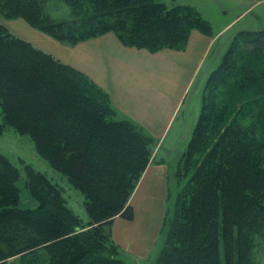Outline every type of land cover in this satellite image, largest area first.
I'll use <instances>...</instances> for the list:
<instances>
[{"label":"trees","instance_id":"16d2710c","mask_svg":"<svg viewBox=\"0 0 264 264\" xmlns=\"http://www.w3.org/2000/svg\"><path fill=\"white\" fill-rule=\"evenodd\" d=\"M60 1L70 9L67 19L48 12L50 0H0V15L23 19L72 46L114 33L126 47L182 51L194 30L212 34L189 5ZM240 38L239 49L226 53L207 82L180 161L190 178L159 264H251L255 240L264 234V30ZM0 114V130L30 136L51 167L83 194L89 216L87 230L77 233L61 211L63 189L42 175L28 187L39 206L21 208L20 172L0 152V264L38 252L47 264H122L93 255L91 246H114L115 220L134 219L129 202L155 142L130 120L118 119L110 96L88 76L2 24Z\"/></svg>","mask_w":264,"mask_h":264},{"label":"crops","instance_id":"0c3cea01","mask_svg":"<svg viewBox=\"0 0 264 264\" xmlns=\"http://www.w3.org/2000/svg\"><path fill=\"white\" fill-rule=\"evenodd\" d=\"M17 21L29 30L17 37L88 76L110 96L118 119L130 120L155 142L152 160L130 199L135 218H117L112 229L114 239L126 251L142 258L152 255L158 239L153 218L163 222L171 176L188 143L177 152L183 133L181 125L175 129L176 124L182 120L193 79L206 64L218 34L193 31L184 51L151 53L122 45L114 33L74 46L62 44L25 20ZM0 24L13 32L9 23Z\"/></svg>","mask_w":264,"mask_h":264},{"label":"rangeland","instance_id":"374dc122","mask_svg":"<svg viewBox=\"0 0 264 264\" xmlns=\"http://www.w3.org/2000/svg\"><path fill=\"white\" fill-rule=\"evenodd\" d=\"M158 2L164 3L168 7L176 5L195 7L202 17L210 23L212 27L211 36L218 34L215 46H212L213 50L210 56H208L206 64L193 79L190 94L182 109V120L176 124L175 129H180L179 126L181 125V132L183 133L181 145L176 149L177 152H180L182 144L187 140L188 143L185 147L188 146L192 137L193 130L202 110V99L203 95L206 94V85L212 72L219 67L229 50L232 49L234 51L239 49L242 44L240 33L264 30V0H158ZM48 12L57 19H67L70 16L69 7L60 0H50ZM18 19H7L3 15H0V22L12 25L11 29L13 32H10L13 35L25 36L29 30L24 28V24H21L22 22L17 23ZM221 30L222 32H220ZM0 122H2L1 114ZM0 152L6 155L20 172V179L17 185L21 189V208L36 209L39 206V203L32 196L28 187L33 188L32 183L36 180L37 175H42L63 189L65 201L63 205L61 203V211L67 217L66 220L71 224L72 228L79 230L77 233H84L87 230L89 216L84 205L85 197L72 186L66 176L52 168L49 162L41 156L30 136L20 134L10 127H4L3 130H0ZM182 155L180 158H182ZM175 164L176 160L173 165L174 167ZM175 172H173L170 180L171 195L168 197L163 222L161 223L157 218H153V223H157L153 225V229L158 239L152 255L142 258L130 250L126 251L114 239L113 226L111 233L114 246L112 243L108 247L93 244L91 246L93 255L118 259L122 264H159V257L165 247L170 224L177 214L178 201L181 198L180 193L190 178V176H183L181 163L176 165ZM255 243L251 264H264V234L257 237ZM46 258L45 253L38 252L37 254L11 259L7 264H47Z\"/></svg>","mask_w":264,"mask_h":264}]
</instances>
